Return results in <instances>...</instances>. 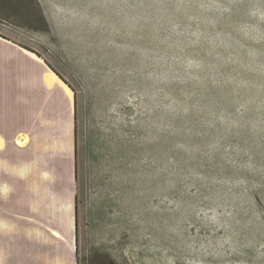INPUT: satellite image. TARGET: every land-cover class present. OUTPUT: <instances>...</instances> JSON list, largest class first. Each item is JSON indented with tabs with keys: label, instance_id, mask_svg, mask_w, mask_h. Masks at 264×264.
I'll list each match as a JSON object with an SVG mask.
<instances>
[{
	"label": "rangeland",
	"instance_id": "rangeland-1",
	"mask_svg": "<svg viewBox=\"0 0 264 264\" xmlns=\"http://www.w3.org/2000/svg\"><path fill=\"white\" fill-rule=\"evenodd\" d=\"M8 2L0 38L74 90L78 264H264V0H38L46 30ZM49 113L46 136L12 139L31 165L58 138L63 111ZM46 215V230H73Z\"/></svg>",
	"mask_w": 264,
	"mask_h": 264
},
{
	"label": "crops",
	"instance_id": "crops-1",
	"mask_svg": "<svg viewBox=\"0 0 264 264\" xmlns=\"http://www.w3.org/2000/svg\"><path fill=\"white\" fill-rule=\"evenodd\" d=\"M0 41V102H3L0 103V206L4 207L0 208V264H77L73 92L41 57L5 38L1 37ZM14 60L18 65L7 71V66H11ZM54 109L63 111V121L54 130L59 133L58 138L52 140L51 144H46L48 141L44 140L42 155L38 156L37 164L31 165L28 158L29 143L32 144L31 132L37 131L46 136L51 125L47 118ZM69 115L72 116L71 126L67 122L63 127L65 116ZM5 125L15 128L12 134L5 129ZM19 134L24 135L19 144H25L26 140L29 142L20 150L12 141ZM34 143L39 142L35 140ZM55 157H62L59 167L56 166ZM70 159V170L60 167L62 161L65 160L63 165H67ZM53 176L57 178L49 179ZM52 189L57 191L52 192ZM12 198L16 200L15 206L30 209L26 217L18 219L11 211L5 210L6 205L15 201ZM69 205L70 215H65L67 209L62 208ZM46 212L55 213L56 222L70 219L73 230L60 228L61 231L53 226L49 228L53 229L50 232L57 231L58 235L54 233V236L59 238L49 235L47 239L49 229L39 224L46 220ZM30 216H34V223L39 222L33 226V230L39 232L38 235L31 234ZM21 220L28 221L26 227ZM62 237L66 241L73 238L71 245L67 243V254L63 255L56 249L64 241ZM33 245L40 250L33 251ZM55 250L57 253H54Z\"/></svg>",
	"mask_w": 264,
	"mask_h": 264
},
{
	"label": "trees",
	"instance_id": "trees-1",
	"mask_svg": "<svg viewBox=\"0 0 264 264\" xmlns=\"http://www.w3.org/2000/svg\"><path fill=\"white\" fill-rule=\"evenodd\" d=\"M8 1H9L8 2L9 6H11L10 8H16L17 6H19V8L22 9L21 11L23 13V16H24L26 22H28V23L34 22L35 24H39V25L41 24L42 27L40 29L46 30V28H47L46 19H45L43 12L41 11V8L37 2L38 0H24V1L8 0ZM5 39H7V38H5ZM22 47L31 51V52H34L29 48H26L24 46H22ZM35 53H37V52L35 51ZM39 57H41V55H39ZM42 59L44 60L45 64L48 65L49 68H51L56 74H58L54 70V68L51 64H49L44 58H42ZM62 80L66 83V80H64V79H62ZM66 84L69 86V88L72 90V92H74L73 88L68 83H66ZM74 116H75V102H74ZM103 144H104V142H103ZM73 145H74V156H75V166H76V153L77 152H76V123H75V121H74V130H73ZM86 149H88V144H87ZM75 178H77L76 175H75ZM75 214H76V227H78V203L76 204V200H75ZM77 264H78V260H77ZM86 264H114V262L108 257L93 256L92 255V257L86 261Z\"/></svg>",
	"mask_w": 264,
	"mask_h": 264
},
{
	"label": "water",
	"instance_id": "water-1",
	"mask_svg": "<svg viewBox=\"0 0 264 264\" xmlns=\"http://www.w3.org/2000/svg\"><path fill=\"white\" fill-rule=\"evenodd\" d=\"M23 49H25V48H23ZM25 50H27V49H25ZM27 51H29V50H27ZM29 52H31V51H29ZM31 53H33V54H35V55H38V54L35 53V52H31ZM38 57H39V55H38ZM74 211H75V208H74ZM75 238H76V214H75Z\"/></svg>",
	"mask_w": 264,
	"mask_h": 264
}]
</instances>
